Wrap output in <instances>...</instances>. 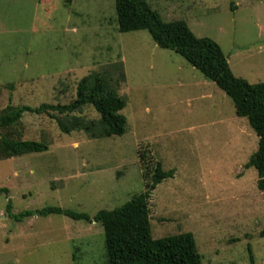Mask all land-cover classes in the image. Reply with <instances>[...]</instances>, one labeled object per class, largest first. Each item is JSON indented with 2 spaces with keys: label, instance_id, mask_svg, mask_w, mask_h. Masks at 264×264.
<instances>
[{
  "label": "rangeland",
  "instance_id": "rangeland-1",
  "mask_svg": "<svg viewBox=\"0 0 264 264\" xmlns=\"http://www.w3.org/2000/svg\"><path fill=\"white\" fill-rule=\"evenodd\" d=\"M146 2L163 22L183 21L216 42L235 77L264 83V0ZM118 61L122 136L65 135L56 119L25 113L23 139L48 150L0 147V188L9 191L0 195V264H104L100 225L56 215L16 222L7 201L13 214L114 210L145 190L139 151L151 167L175 170L149 199L152 238L191 233L202 264H251L250 255L264 264V192L256 170L245 168L258 138L231 100L147 31L119 33L114 0H0V111L68 104L80 79Z\"/></svg>",
  "mask_w": 264,
  "mask_h": 264
},
{
  "label": "trees",
  "instance_id": "trees-1",
  "mask_svg": "<svg viewBox=\"0 0 264 264\" xmlns=\"http://www.w3.org/2000/svg\"><path fill=\"white\" fill-rule=\"evenodd\" d=\"M114 6L119 33L147 31L157 47L174 52L199 71L205 80L215 84L231 100L236 116L247 119L258 143L245 168L256 170V187L264 192V83L251 84L235 77L216 42L196 37L183 21L163 22L146 0H114ZM124 73L122 61L105 67L99 73L92 72L77 82L75 97L68 104H42L37 108L8 104L0 111L2 152L28 155L48 150L42 141L23 139L17 126L25 113L56 119L58 129L65 135L83 132L93 140L122 136L127 126V120L122 114L127 100L118 94L117 87L125 81ZM60 118L66 119V124ZM139 157L145 169V190L119 208L100 210L93 217L59 207H44L13 214L8 200L6 215L16 222L26 217L52 215L65 216L74 221L94 222L103 230L104 264H202L191 233L152 238L149 199L158 185L173 178L175 170L163 169L160 161H155L151 167L145 152L139 151ZM8 193V189L0 188V195L4 194L6 199ZM260 236L264 237V230ZM250 262L254 264L252 255Z\"/></svg>",
  "mask_w": 264,
  "mask_h": 264
}]
</instances>
